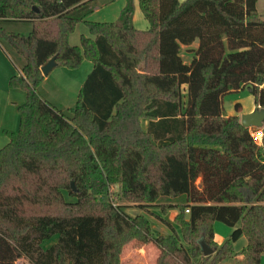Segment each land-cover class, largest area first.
<instances>
[{
  "label": "trees",
  "instance_id": "1",
  "mask_svg": "<svg viewBox=\"0 0 264 264\" xmlns=\"http://www.w3.org/2000/svg\"><path fill=\"white\" fill-rule=\"evenodd\" d=\"M257 2L139 0L150 24L140 30L134 0L112 22L89 20L97 0H0V45L20 69L9 85L27 95L19 129L6 130L0 149V264H122L133 239L155 243L156 264H223L243 235L244 264H261L264 147L223 105L225 94L248 87L264 108ZM12 21L30 32L5 26ZM79 23L96 37L72 45ZM56 54L69 69L94 63L67 109L40 94L41 66ZM140 61L155 64L139 73ZM112 185L128 204L176 207L183 239L155 235L146 213L113 202ZM215 221L234 229L222 244Z\"/></svg>",
  "mask_w": 264,
  "mask_h": 264
},
{
  "label": "rangeland",
  "instance_id": "2",
  "mask_svg": "<svg viewBox=\"0 0 264 264\" xmlns=\"http://www.w3.org/2000/svg\"><path fill=\"white\" fill-rule=\"evenodd\" d=\"M122 1L123 0H99L98 4L100 5L102 2H105L104 6L118 7L123 3ZM257 8L259 13L262 15V18L264 19V0H258ZM106 10L107 9H103L100 13H98V16H102V15L104 16L107 13ZM5 26H7L9 29L13 31L22 32L25 34H28L31 30V26L28 23L22 21L8 22L5 23ZM196 46L197 44L195 42L190 47H196ZM2 55H3L2 62L4 66L11 70L14 69V65H13L14 63L11 62L9 52L8 51L6 52L4 50L2 52ZM182 55L184 59L189 62L192 53L189 51V49H187V46H183ZM154 64L155 61L154 62L140 61L137 65V69H138L137 72L139 73L149 72ZM85 66L84 65L82 66L81 71H72V73H69L67 71L66 74H64V77L61 76V78L63 77L62 79L57 76V73H55L50 77V79L47 82L41 85L40 94L46 97V99H48L52 104H54L57 107L67 109L68 106H74L77 100L75 99V97L73 98L72 94L65 92V84H66L65 81L69 80L68 79L69 77L72 78V76L75 74L76 76L74 78L77 79V76L80 72L81 74L84 73ZM18 92H22V91L19 90ZM238 103L241 104V108L245 112H248L251 109H255V107H257L255 105L254 96L249 91V88L245 87L238 91L228 92L227 94L224 95L223 97L224 114L228 116L238 115L239 112L236 109V105ZM241 116L238 115L240 121H241ZM147 122L148 121L146 119L142 120V124L144 126L147 125ZM19 126H20V117L18 120V127L16 131L19 129ZM256 128L257 127L249 128L251 134H255ZM72 183L74 186L73 188L75 189V191H77L78 190L77 185L75 184L74 181H71V184ZM199 183H200V179L197 180V184ZM111 192H112L111 199L116 205L127 203V201L121 199L120 189L117 185H112ZM161 204L162 203L160 204L150 203L145 205V208H142L143 205L139 203L136 204L127 203L125 206V210L128 214L132 216L146 213L152 223V228L155 235H161V234L167 235V234L176 233L177 235L180 236V238L183 239L182 226L180 225V223H178L175 220V216L178 213V209L174 207L167 211L165 210L164 212L163 208L161 207L162 206ZM146 209L148 210V212L146 211ZM152 212H154L155 214H152ZM233 230L234 229L232 227L228 226L227 224L221 221L214 222L215 236L217 241L221 244L230 238ZM246 245H247V237L243 235L233 244L236 254L225 260L223 264H244L245 260L241 252L246 247ZM159 253L160 250L155 245V243L150 242L144 244L137 239H133L123 245L120 253V260L122 264H156ZM17 264H30V263L24 258H21L17 260ZM261 264H264V257L262 258Z\"/></svg>",
  "mask_w": 264,
  "mask_h": 264
},
{
  "label": "crops",
  "instance_id": "3",
  "mask_svg": "<svg viewBox=\"0 0 264 264\" xmlns=\"http://www.w3.org/2000/svg\"><path fill=\"white\" fill-rule=\"evenodd\" d=\"M98 2L99 0H97L93 13L89 16V20L96 21V22H112V21H116L120 17L121 11L125 7L127 0H123L122 1L123 3L118 7L104 6L105 2H102L99 5ZM134 3H135V13L133 16L134 26L140 30H148L150 28V24H149V21L144 17L141 11L139 0H134ZM103 9H107L106 10L107 13L104 16L103 15L98 16V13H100ZM82 36H86L92 39H95L96 37L94 34L90 32L87 25H85L84 23H79L76 26L75 31L70 36V43L72 45H80ZM4 50L5 49L0 45V149L9 142V137L6 134V130H16L17 129L18 120L20 117L18 107L26 101V96H27L26 92L23 91L22 89L10 87L9 85L10 78L13 75L19 74L20 69H19V66L12 61L11 57L10 59H11V62L14 63L13 64L14 69L11 70L4 66L2 62V59H3L2 52ZM83 65L84 66L86 65L83 74H81L80 72L77 76V79L74 78L76 76L75 74L72 76V78L69 77L68 78L69 80L65 81L66 82L65 92L72 94L73 98L75 97V99L77 100L85 79L87 78L88 74L92 71L94 67L93 61L89 59H85L79 68L71 69V70L65 66L58 64L50 72L48 76H45V79L42 82V84L47 82L50 79V77L54 75L55 73H57V76L61 78V76L64 77V74H66L67 71L69 73H72V71H81V68ZM19 90H21L22 92H18ZM69 107H72V106H68L67 108ZM253 110L254 109H251L248 112H251ZM248 112H245L244 110H242L241 112L238 113V115L241 116ZM215 239H216V236H215Z\"/></svg>",
  "mask_w": 264,
  "mask_h": 264
},
{
  "label": "water",
  "instance_id": "4",
  "mask_svg": "<svg viewBox=\"0 0 264 264\" xmlns=\"http://www.w3.org/2000/svg\"><path fill=\"white\" fill-rule=\"evenodd\" d=\"M36 10H38V8ZM57 57V54L54 55L45 64L41 66V71L44 76H48L50 72L58 65ZM241 123L246 128H262V131L264 133V108L257 106L253 111L243 114L241 116ZM201 246L205 255H210L213 253V249L210 248L204 240L201 241Z\"/></svg>",
  "mask_w": 264,
  "mask_h": 264
},
{
  "label": "built area",
  "instance_id": "5",
  "mask_svg": "<svg viewBox=\"0 0 264 264\" xmlns=\"http://www.w3.org/2000/svg\"><path fill=\"white\" fill-rule=\"evenodd\" d=\"M252 136L256 143H259L264 147V133L262 128H256L255 134H252ZM186 212H189V209H187Z\"/></svg>",
  "mask_w": 264,
  "mask_h": 264
}]
</instances>
